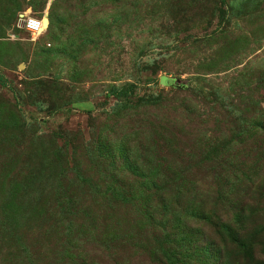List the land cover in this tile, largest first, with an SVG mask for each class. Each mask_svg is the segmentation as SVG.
Instances as JSON below:
<instances>
[{
  "label": "rangeland",
  "instance_id": "1",
  "mask_svg": "<svg viewBox=\"0 0 264 264\" xmlns=\"http://www.w3.org/2000/svg\"><path fill=\"white\" fill-rule=\"evenodd\" d=\"M0 78V264H264V0H0Z\"/></svg>",
  "mask_w": 264,
  "mask_h": 264
},
{
  "label": "built area",
  "instance_id": "2",
  "mask_svg": "<svg viewBox=\"0 0 264 264\" xmlns=\"http://www.w3.org/2000/svg\"><path fill=\"white\" fill-rule=\"evenodd\" d=\"M19 28L29 32L34 38L42 36L46 32L44 18L26 17L23 15L19 19Z\"/></svg>",
  "mask_w": 264,
  "mask_h": 264
},
{
  "label": "trees",
  "instance_id": "3",
  "mask_svg": "<svg viewBox=\"0 0 264 264\" xmlns=\"http://www.w3.org/2000/svg\"><path fill=\"white\" fill-rule=\"evenodd\" d=\"M0 81H2L1 78H0ZM132 90H133V87H131V86L124 87L120 90H116L115 92H113V95L115 97H122V96H125L126 94L130 93V91H132Z\"/></svg>",
  "mask_w": 264,
  "mask_h": 264
},
{
  "label": "water",
  "instance_id": "4",
  "mask_svg": "<svg viewBox=\"0 0 264 264\" xmlns=\"http://www.w3.org/2000/svg\"><path fill=\"white\" fill-rule=\"evenodd\" d=\"M48 23H49V19H48ZM49 24H50V23H49ZM166 83H167V84H171V85H172V84H173V81H171V80H168V81H166Z\"/></svg>",
  "mask_w": 264,
  "mask_h": 264
},
{
  "label": "bare ground",
  "instance_id": "5",
  "mask_svg": "<svg viewBox=\"0 0 264 264\" xmlns=\"http://www.w3.org/2000/svg\"><path fill=\"white\" fill-rule=\"evenodd\" d=\"M44 24H46V25H45V28H46V27L48 26V23L44 21Z\"/></svg>",
  "mask_w": 264,
  "mask_h": 264
}]
</instances>
